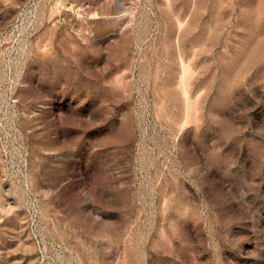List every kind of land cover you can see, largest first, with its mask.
I'll return each mask as SVG.
<instances>
[{"label":"rangeland","instance_id":"obj_1","mask_svg":"<svg viewBox=\"0 0 264 264\" xmlns=\"http://www.w3.org/2000/svg\"><path fill=\"white\" fill-rule=\"evenodd\" d=\"M0 264H264V0H0Z\"/></svg>","mask_w":264,"mask_h":264}]
</instances>
